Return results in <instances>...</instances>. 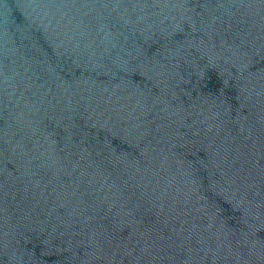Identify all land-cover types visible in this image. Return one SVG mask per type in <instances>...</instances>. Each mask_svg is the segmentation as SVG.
<instances>
[{
	"label": "water",
	"instance_id": "obj_1",
	"mask_svg": "<svg viewBox=\"0 0 264 264\" xmlns=\"http://www.w3.org/2000/svg\"><path fill=\"white\" fill-rule=\"evenodd\" d=\"M0 264H264V0H0Z\"/></svg>",
	"mask_w": 264,
	"mask_h": 264
}]
</instances>
